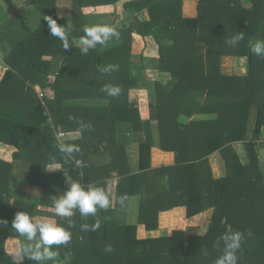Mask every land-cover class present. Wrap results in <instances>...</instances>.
Masks as SVG:
<instances>
[{
	"label": "trees",
	"instance_id": "trees-1",
	"mask_svg": "<svg viewBox=\"0 0 264 264\" xmlns=\"http://www.w3.org/2000/svg\"><path fill=\"white\" fill-rule=\"evenodd\" d=\"M24 2L33 6L43 20L44 16H52L59 24L71 21L57 18L56 0ZM115 2L72 0V7L74 14L82 15V7L95 9ZM250 2L245 7L241 0H198L196 16L190 18L182 13V0H129L122 5L124 11L141 14L145 10L148 19L136 16L130 24H122L117 29V46L101 51L97 45L87 55L73 44V38L84 34V28L79 29L73 17L69 36L72 47L67 51L58 38L49 35L45 20L28 39L11 49L6 50L1 44L0 63L7 70L0 80V218L7 219L9 224L0 228V264H12L4 242L8 237H18L11 227L15 213H37L11 194L15 162H30L29 183L43 187L42 201L47 204L52 188L62 183V172L46 171L58 154L53 134L58 125L79 129L80 120L91 124V128L81 132L80 142L91 145L87 155L99 150L92 147V142L110 144L103 150L114 152L116 121L131 124L141 150L146 148L149 157L153 147L151 125H156L160 151L172 154L170 164L149 168L140 174L142 179L138 182L144 192L153 194L152 205L141 203L139 222L156 228L158 213L173 210L171 235L136 241L134 248L139 251V259H118L113 264H214L221 254L215 247L216 240L221 234L236 230L245 234L237 253L238 264H264V162L257 156L258 148L264 147V58L253 54L249 44L252 38L264 40V0ZM2 31L0 28V40ZM237 31L243 32L244 40L236 48L229 47L225 41ZM146 37L157 45L156 59L146 60L142 55ZM134 51H139L142 69L149 62L148 65L171 77L166 84L153 83V101L146 100L145 92L130 74ZM45 55L50 56L49 61L44 59ZM222 56L246 57L247 73L222 74ZM56 58H60V63L50 83L46 76ZM108 64H117L119 68L111 73L98 70ZM106 84L119 85L121 94L107 96L101 91ZM33 86L50 87L53 98L44 95L40 99ZM252 108L254 125L246 140ZM195 115L215 117L192 119ZM70 116L75 119H69ZM181 116L190 120L182 122ZM236 142L244 144L248 160L245 164L233 148ZM123 150L118 143V151L125 158ZM213 153L219 154L225 170L218 179L213 178L208 161ZM86 172L83 166L68 174L82 183L86 182ZM118 176L129 180V171L122 164H118ZM164 178L165 185L160 180ZM72 181L67 180L68 185ZM207 209H212L209 224L205 234L199 235L193 230ZM56 219L67 226L66 220ZM70 219L75 223L85 218L76 211ZM70 231H74L73 227ZM71 251L74 260L70 262L84 264L75 258L76 250Z\"/></svg>",
	"mask_w": 264,
	"mask_h": 264
},
{
	"label": "crops",
	"instance_id": "crops-1",
	"mask_svg": "<svg viewBox=\"0 0 264 264\" xmlns=\"http://www.w3.org/2000/svg\"><path fill=\"white\" fill-rule=\"evenodd\" d=\"M129 0H116L115 3L108 6H99L97 8L82 7V15L74 14L72 7V0H56L55 10L61 14V18L69 21V25L72 23V17L77 21V25L80 28H85L95 24H108L116 27L118 30L122 27V24H130L136 16H141L148 19L147 12L142 11L138 14L134 11H124L122 5ZM198 0H182V13L185 17L193 18L196 16V4ZM241 3L245 7L251 5L250 0H241ZM56 4H65L68 7H58ZM8 5V6H7ZM24 0H0V28L2 31V39L0 40V53L2 45L6 47V50L11 47L22 43L24 40L30 37V34L35 32L44 22L43 18H31L29 25L26 24L30 19L24 12ZM79 38H73V44L77 46ZM260 40L252 38L249 44ZM146 47L144 48L142 55L146 60L156 59L158 57L157 45L151 37H146ZM120 42L113 38L106 45L101 46L100 50L105 51L107 49L117 46ZM2 44V45H1ZM46 61L50 60V56L45 55ZM130 74L137 80V84L141 90L145 92L146 100L153 101L154 88L153 83L159 82L166 84L171 79L170 75L166 72H161L146 62L145 69L140 66V54L139 51H134L130 58ZM60 63V58H56L54 63L51 61V70L47 74L48 82L52 83L57 71V67ZM226 67V68H225ZM7 68L0 63V80L6 74ZM220 71L224 75H245L247 73V59L246 57L237 56H222L220 58ZM28 85L30 83H27ZM37 91L44 92L48 98H53V90L50 87H44L40 89L39 86H33ZM83 103V102H82ZM84 104V103H83ZM215 117L214 115H195L192 119H207ZM255 109L252 108L249 114L247 128H246V140H249L254 125ZM182 122H187L190 119L181 116ZM114 131V149L112 151L103 150V148L111 147L92 142L93 148H98V151L93 153L89 152L91 145H85L81 143L82 133L78 128L64 129L61 126H57L55 131L63 132L67 134L65 142L75 143L79 145L81 151L74 154V159L81 160L84 165L86 182L82 181V185H93L102 187L105 191H111L114 199L119 196H126L127 200L125 205L121 207L119 204L114 203L113 207L108 210H98L95 217L89 216L85 219L76 220L74 223V231H72V239L67 246H59V256L56 264H65V259L70 261L74 260L73 251L76 250L75 258L83 261L84 264L88 262L91 264H113L119 260H138L139 251L134 246L136 241L159 239L169 237L173 230L174 212L173 210H163L158 213L157 227L148 228L142 222H139V211L141 203L152 205L150 201L153 197L152 192L142 190V185H138L140 182V174L147 171L149 168L158 167L164 164H170L172 162V154L169 152H163L159 149V134L156 125H151V135L153 147L149 151L146 148L141 150L139 138L132 130V126L126 121H116L113 126ZM107 130V129H106ZM112 132V130H111ZM57 141L56 134H53ZM118 143L122 144L125 153L120 154L118 151ZM233 148L236 151L240 161L245 164L248 162L246 150L243 142H236L233 144ZM113 153V155H112ZM257 156L260 162H264V147H260L257 150ZM113 163L112 162V159ZM208 161L211 168V173L214 179H218L224 176L225 170L223 162L218 153H213L208 157ZM113 164V165H112ZM118 164H122L124 169L129 171V180L118 176ZM150 165V167H149ZM59 166L61 170H48L51 167ZM29 167L30 162L26 160H18L14 164L12 175L15 181H12L10 188L11 194L14 199L23 202L37 210L34 215L36 217H50L53 214L52 202L54 197H59L66 190L68 183L67 180H73L72 176L68 174L76 169V166L72 161L65 162L63 154L58 151V154L48 163L46 171L50 174H56L62 172L60 178L62 183L57 187L52 188L51 196L48 198V203L42 201L44 189L38 185H31L29 183ZM83 179V177H80ZM142 179V178H141ZM162 184L165 185L167 179H160ZM71 182V183H72ZM158 183V182H157ZM156 185V183H155ZM43 203V204H42ZM149 205V209H153ZM148 209V210H149ZM147 210V211H148ZM146 211V208L145 210ZM152 210H149L151 213ZM212 214V209H207L198 218V222L194 227V232L203 235L205 234L209 220ZM77 217V215H76ZM73 218V217H72ZM96 219L100 220V228L96 231H82L81 224L87 223L93 224ZM151 222V221H150ZM21 237H8L4 242V250L7 254L8 251L16 246L18 240ZM111 245L113 251L105 252V246ZM126 248V249H125ZM147 254V253H145ZM144 254V255H145ZM12 261L11 256L7 255ZM63 256V257H62ZM24 261H30L25 259ZM13 264V261H12ZM48 264H53L49 261ZM137 264V263H136Z\"/></svg>",
	"mask_w": 264,
	"mask_h": 264
},
{
	"label": "clouds",
	"instance_id": "clouds-1",
	"mask_svg": "<svg viewBox=\"0 0 264 264\" xmlns=\"http://www.w3.org/2000/svg\"><path fill=\"white\" fill-rule=\"evenodd\" d=\"M58 7H68L65 4H56ZM70 8V7H68ZM57 18H61V14L57 13ZM47 22L49 35L58 38L64 50L72 47L69 36L72 28L67 22L64 24L57 23V19L52 16H44ZM83 35L79 37L77 46L81 54L87 55L97 45L104 46L113 38L118 39L120 36L116 27L108 24H95L85 27ZM244 40V34L237 31L232 37L226 39L225 43L232 48H236ZM250 51L258 57L264 58V40H257L250 44ZM119 65L108 64L100 67L101 73H111L117 71ZM101 91L105 92L109 97H118L121 94V87L114 84H106ZM69 119H75L70 116ZM81 132L91 128V124L80 120L77 121ZM57 149L63 154L65 162L72 161L76 167H83L81 160L74 159V154L81 151L79 145L75 143L65 142L63 138H57ZM61 170L59 166L51 167L48 170ZM126 196H119L114 199L111 191H105L102 187L93 185H82L80 182H72L67 186L64 193L59 197H54L52 202L53 214L50 217H36L27 213L18 211L15 213L11 221V227L16 234L21 237L17 241L16 246L7 252L11 256L13 264H24V260L28 259L32 264H48L49 261L56 264L59 256V246H67L72 239L70 229L74 227V222L70 219L78 211L80 216L87 218L95 217L97 211L108 210L113 207L114 203L121 207L125 205ZM9 204L13 202L9 201ZM66 220L67 226L57 221ZM100 220L96 219L91 225L81 224L82 231H96L100 228ZM7 219L0 218V228L8 225ZM248 235H251L249 232ZM245 239V234L239 230L227 231L221 234L215 242V247L220 249L214 264H238L237 253L241 249V245ZM105 252L113 251L111 245H106Z\"/></svg>",
	"mask_w": 264,
	"mask_h": 264
},
{
	"label": "rangeland",
	"instance_id": "rangeland-1",
	"mask_svg": "<svg viewBox=\"0 0 264 264\" xmlns=\"http://www.w3.org/2000/svg\"><path fill=\"white\" fill-rule=\"evenodd\" d=\"M19 1V0H16ZM8 6V5H7ZM24 12L26 13V16L30 18L26 24L29 25V22L31 21V18H39L41 15L36 11V9L33 6L30 5H24ZM226 68V67H225Z\"/></svg>",
	"mask_w": 264,
	"mask_h": 264
},
{
	"label": "built area",
	"instance_id": "built-area-1",
	"mask_svg": "<svg viewBox=\"0 0 264 264\" xmlns=\"http://www.w3.org/2000/svg\"><path fill=\"white\" fill-rule=\"evenodd\" d=\"M37 94H38V97H39L40 99L45 95L44 92H42V91H39ZM56 136H57V138L60 137V138L66 139L67 134L58 131V132L56 133Z\"/></svg>",
	"mask_w": 264,
	"mask_h": 264
}]
</instances>
